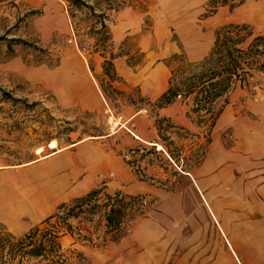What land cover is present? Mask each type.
Instances as JSON below:
<instances>
[{
  "label": "rangeland",
  "instance_id": "obj_1",
  "mask_svg": "<svg viewBox=\"0 0 264 264\" xmlns=\"http://www.w3.org/2000/svg\"><path fill=\"white\" fill-rule=\"evenodd\" d=\"M125 1L121 9L110 15L114 52H119L121 42H125L132 51L140 49L145 53V63L131 67L125 56L114 59L120 79L113 86L123 94L110 100L97 81L102 58L94 56L91 68L88 56L78 49L65 1L0 0V89L11 95L7 97L0 90V209L4 200L11 202V198L31 186L40 193L62 180L66 186L51 198L53 212L45 218L55 213L61 202L70 203L94 188L103 187L111 195L117 191L125 194L123 186L139 177L124 157L135 155L129 149L158 139L153 126L155 110L139 97L152 103L166 88V61L170 56L183 51L190 60L201 59L212 45L214 31L231 22L249 23L255 32L264 33V0H246L233 10L219 7L211 15H207L208 0ZM7 43H11V50ZM45 60L58 62L49 66L41 62ZM170 64L175 65V61ZM64 72L77 75L82 90L86 89L85 102L81 98L63 101L64 97L48 83V78ZM254 80L249 87L231 93L212 129V140H219L228 148L235 146L232 127L236 120L246 131L264 126V75ZM186 110L185 104L175 101L160 108L158 114L200 133L203 140L201 130L186 117ZM50 139H56L57 148L63 150L45 162L51 152L47 147ZM75 142L78 143L70 145ZM38 146L43 147L41 153L35 152ZM139 155L135 156L139 159V173L145 178L138 181L145 187L142 194L146 203L142 212L133 213L137 215L133 222L146 216L159 223L166 228V244L156 241L145 247L137 245L128 237V223L111 241L105 234L102 211L98 210L90 220L84 215L67 217L66 222L61 220V224L52 227H58V237L51 242L53 254H60L62 262L34 256L25 258L22 264H214V255L221 248L210 229L203 230L212 226L194 185L197 170L190 172L193 179L180 167L163 171L152 163L151 156ZM165 179L167 186H161ZM140 212L142 215H138ZM25 216L22 213L20 218L24 220ZM55 220L51 219V223ZM42 221L34 226L46 227ZM64 223L71 225L70 231L60 228L65 227ZM7 227L9 224L0 220L3 234L21 238L28 232L16 234ZM41 233L34 234L33 245ZM148 247L150 250L144 251Z\"/></svg>",
  "mask_w": 264,
  "mask_h": 264
},
{
  "label": "trees",
  "instance_id": "obj_2",
  "mask_svg": "<svg viewBox=\"0 0 264 264\" xmlns=\"http://www.w3.org/2000/svg\"><path fill=\"white\" fill-rule=\"evenodd\" d=\"M66 4V11L73 28V35L77 47L88 56L89 65L93 68L92 58L100 56L101 74L97 76L98 85L105 97L116 100L118 94L123 92L113 86V83L120 79L114 65L117 56H125L126 63L131 67L142 65L144 52L140 49L132 51L121 42L119 52H114V44L110 31L111 12L121 9L127 1L125 0H63ZM246 0H208L207 15L213 14L219 7H227L233 10ZM3 37L0 36V39ZM26 43L22 39H14ZM126 41V40H125ZM30 44V43H26ZM9 50L11 43H7ZM175 61V65H171ZM49 66L57 65L58 60L41 61ZM39 62V63H41ZM169 67L167 86L152 103L146 98L154 113L153 126L156 128L157 140H151L161 145L157 148L154 144H139L129 149L131 155L124 157V161L131 167H135V174L138 179L145 178L137 165L140 157L149 155L153 158L152 163L163 171L180 167L183 173H190L198 167L204 158L207 147L212 138V129L229 102L231 93L237 88L249 87L256 77L264 75V33L255 32L249 23L231 22L218 27L214 31V39L208 52L199 60H190L183 51L174 53L166 61ZM2 93L11 95L0 89ZM139 96V95H138ZM127 102L133 101L129 97H121ZM179 101L187 106L186 117L200 133H193L191 130L177 125L167 117L158 114L160 108ZM185 154V155H184ZM141 177V178H140ZM149 180H154L146 177ZM161 186H167V179ZM159 181L158 185L160 186ZM167 189L170 186L166 187ZM101 200H104L101 202ZM146 203L145 194L125 195L120 191L109 194L103 187L94 188L82 196L73 198L70 203L61 202L56 207V212L46 217L41 224L31 228L21 238H15L10 233L0 232V264H22L25 258L43 256L45 260L62 262L59 254H53L51 242L57 239L58 230L52 227L61 224L65 218H77L84 215L90 220L98 210L102 211L106 235L110 240H116L118 232L128 223L132 224L137 215ZM142 212V211H141ZM138 215H142V213ZM56 218L53 222L51 219ZM65 221V220H64ZM52 222V223H51ZM66 222V221H65ZM65 230L70 231L71 225L64 223ZM43 228V229H42ZM43 231L38 242L33 245L34 234ZM49 236V238H48ZM57 244L56 242H54ZM26 246H31L26 249ZM51 255V257H49ZM61 257V259H60Z\"/></svg>",
  "mask_w": 264,
  "mask_h": 264
},
{
  "label": "crops",
  "instance_id": "obj_3",
  "mask_svg": "<svg viewBox=\"0 0 264 264\" xmlns=\"http://www.w3.org/2000/svg\"><path fill=\"white\" fill-rule=\"evenodd\" d=\"M144 63L143 58L142 65ZM240 126V120L233 123L235 146L228 148L219 140H211L202 163L194 168L198 172L196 180L193 174L186 173L194 179L203 213L212 226L203 227V230L209 228L221 248L214 255V264H264V126L247 131ZM148 144L154 142L148 141ZM61 152L47 154L45 162ZM138 180L124 185L122 191L128 195L142 194L145 187ZM50 186L53 185L40 193L34 186L25 189L14 198L16 204L4 200L1 209H12L10 215L0 209V220L9 224L7 229L23 234L52 213L51 198L66 186V182L62 180L54 185L56 193L48 192ZM19 208L22 211H18ZM22 213L26 215L24 220L20 218ZM128 227H131L128 237L139 246L145 247L156 241L166 244V228L146 216ZM149 250V247L144 249L146 252Z\"/></svg>",
  "mask_w": 264,
  "mask_h": 264
},
{
  "label": "bare ground",
  "instance_id": "obj_4",
  "mask_svg": "<svg viewBox=\"0 0 264 264\" xmlns=\"http://www.w3.org/2000/svg\"><path fill=\"white\" fill-rule=\"evenodd\" d=\"M48 83H50L51 86L55 87V89L60 93L61 96L64 97L63 101L70 102L71 100H75L77 98H81V101L85 102L84 95H86L85 91L86 89L82 90V86L80 84L79 78L77 75L73 76L72 74L68 72H64L63 74H58L54 76L53 78L47 79ZM81 141V140H80ZM79 142V141H78ZM78 142L71 143L70 145H75ZM47 147L51 149V152L48 155L54 154L58 151L63 150L62 148H57V140L56 139H50L47 143ZM157 148H161L160 144H157ZM43 150L42 146H38L35 149L36 153H41ZM43 157V156H42ZM54 186H50L47 190H49V193H56L54 190ZM14 199L11 198V202L13 203ZM1 211L5 213L6 215H10L12 213L11 208H2Z\"/></svg>",
  "mask_w": 264,
  "mask_h": 264
},
{
  "label": "built area",
  "instance_id": "obj_5",
  "mask_svg": "<svg viewBox=\"0 0 264 264\" xmlns=\"http://www.w3.org/2000/svg\"><path fill=\"white\" fill-rule=\"evenodd\" d=\"M113 123H116V122H113ZM116 126V125H115Z\"/></svg>",
  "mask_w": 264,
  "mask_h": 264
},
{
  "label": "water",
  "instance_id": "obj_6",
  "mask_svg": "<svg viewBox=\"0 0 264 264\" xmlns=\"http://www.w3.org/2000/svg\"><path fill=\"white\" fill-rule=\"evenodd\" d=\"M154 145H157V144L154 143Z\"/></svg>",
  "mask_w": 264,
  "mask_h": 264
}]
</instances>
